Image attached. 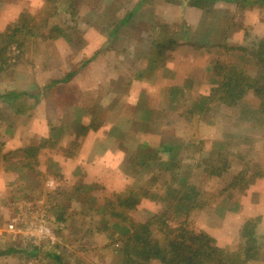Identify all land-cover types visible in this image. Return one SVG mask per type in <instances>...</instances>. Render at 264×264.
Instances as JSON below:
<instances>
[{"label": "rangeland", "instance_id": "rangeland-1", "mask_svg": "<svg viewBox=\"0 0 264 264\" xmlns=\"http://www.w3.org/2000/svg\"><path fill=\"white\" fill-rule=\"evenodd\" d=\"M138 1L0 0V252L19 251L1 255L0 264H119L117 249L126 232L151 220L157 235L158 215L169 226L212 236L232 254L241 243L240 219L263 203L262 185L249 177L264 175V119L238 120L216 99L197 107L208 87L202 75L178 105L175 98L169 102L162 87L173 80L160 79L162 70L152 71L155 61L153 68L146 62L161 56L169 69L175 67L180 84L204 66L193 60L249 58L264 40V0H211L201 23V10L191 5L196 0H145L134 21L108 42L111 28ZM91 10L99 14L91 16ZM207 37L211 46H199ZM162 40L168 43L156 55L152 48ZM105 41L106 51L117 47L115 57L106 54L114 60L102 54L82 81L72 76L54 86L44 104L33 102L36 78H62ZM245 68L257 75L249 63ZM113 76L135 80L130 93L123 79L121 86L115 82L119 112L111 107L112 93L97 99L95 112H76L82 107L79 86L104 79L99 89L105 88ZM17 92L22 96L12 97ZM243 101L260 107L251 92ZM147 102L153 111L137 118L135 104L145 110ZM85 120L92 129L80 128ZM162 144L171 149L162 151ZM237 211L242 213H228ZM41 222L43 234L37 231Z\"/></svg>", "mask_w": 264, "mask_h": 264}, {"label": "trees", "instance_id": "trees-1", "mask_svg": "<svg viewBox=\"0 0 264 264\" xmlns=\"http://www.w3.org/2000/svg\"><path fill=\"white\" fill-rule=\"evenodd\" d=\"M142 1L145 0H139L132 10L125 14L116 23V25L111 28L108 34L109 39L107 40L111 41L116 36L120 28L128 25L131 20L134 21L133 17L139 10ZM210 1L211 0H207L205 4H198L199 2H202V0H196L194 3H191L192 6H196V8L201 10L202 21L204 20L203 15L205 14L204 7H206L207 3ZM232 1L237 2L238 0ZM248 1L250 0H240V2L246 3ZM96 11L91 10V16H96L95 13L99 14ZM210 23L211 25H214L213 22ZM61 31L63 32V30ZM210 32L212 33L211 30ZM64 38L69 40L66 36H64ZM167 43V40H162L157 45L163 47ZM157 45L155 44L154 46ZM162 47L156 48V54L161 55L163 53L161 50ZM237 49L239 48H236V50ZM239 50L245 51L242 47ZM97 51L98 50H96L91 57H94ZM249 54L250 57H247L245 60H231L227 62L214 61L212 65L216 75V79L213 81L214 85L210 90L209 96L199 97V104L197 107L202 109L204 100L216 99L222 103V105L226 106L229 112L233 110L238 120L262 123L264 119V40L260 42V46L258 48L256 47V49L252 50ZM241 55L244 56L243 54ZM248 63L257 70V75L250 76L247 73L245 67ZM83 64H86V59L83 61ZM72 74H74L73 71L67 72L62 78L50 81L49 84L43 87V90L45 91L57 83L66 82L70 79ZM182 92L183 91H181V89L171 88L169 102H172V99L175 98L174 102L178 105L179 96ZM249 92H251L254 96H257L260 107L258 106L256 109H251L246 101H243V97ZM21 94L22 93L18 92L13 93L12 97L18 98L22 96ZM32 95H34L33 102H36L39 94L33 93ZM2 98H6V96L3 95ZM138 106L139 115L137 118L142 113L146 112L139 104ZM76 109V112L81 111L82 113H93L90 110L86 111L84 108ZM84 123L85 125H81L80 128L83 130L92 129L89 127L92 125L87 123L86 120ZM37 148L39 147H36V149ZM160 149L162 151H168L171 148L166 144H162ZM139 155L142 156V154ZM25 173L26 172H24V176ZM192 205L194 207L196 206L195 204ZM188 209H190V207H188ZM162 216L163 215H158L157 220L153 221L154 223L158 222V233L161 235L160 238L157 237V235H159L158 233L157 235L152 233L150 229L151 220H146L145 222L137 224L135 223L130 227V229L126 232L127 237L117 249L120 256L119 264H146V262L151 259L158 260L163 264H246L247 261L257 259L258 255L254 256L255 253H258L254 234L255 219H249L243 223L239 232L241 243L238 246V250L235 253L229 254L228 252H224L223 249L218 248L215 245L214 239L208 234H204L202 232L196 233L192 230L185 229L182 226H169L166 218L164 219ZM251 250H254L255 252L251 254ZM14 251L15 249L8 248L5 251H1L0 255L8 254ZM34 252L35 251L33 250L31 253ZM47 254L51 255L49 252Z\"/></svg>", "mask_w": 264, "mask_h": 264}, {"label": "crops", "instance_id": "crops-1", "mask_svg": "<svg viewBox=\"0 0 264 264\" xmlns=\"http://www.w3.org/2000/svg\"><path fill=\"white\" fill-rule=\"evenodd\" d=\"M195 9H197V8L195 7ZM201 22H202V19L199 20V23H201ZM198 25L200 27V24H198ZM198 25L196 24V27ZM121 29L122 28H120V30ZM208 32H210V31H208ZM113 39L111 41H113ZM203 39H205V38H203ZM207 40L209 41L208 43H200L199 46H201V47L211 46V40H210V38L207 37ZM107 41L108 42H111L109 40H107ZM108 42H106V41L105 42H102L97 47L96 50H98V51L95 54V56L94 57H91V58H88L87 59L88 61L86 60V64H83V62H82L81 65L79 66V68L74 69V70H71V72L72 71L74 72V74H72V76H77L78 79L81 78L80 81H82V79L84 78V76L88 74L89 68L93 64H95L98 60H103L102 59V56H103L102 54H105V57H106L107 60L108 59L114 60V57L117 54V53L115 54V51L117 50V47L116 48L115 47H112V49H109V50L106 51V49H104L103 47L105 45H107ZM202 42H204V40H202ZM160 47L161 46H158V48H160ZM120 48H121V46H120ZM120 48H119V50H120ZM155 48H156V46H153V48H152L153 49L152 50L153 53H156L155 50H154ZM109 52H113L114 53V57L113 58H108L106 56V54L109 53ZM155 57L154 56L151 57V55L149 56L148 63L146 62V65H147L146 67H149L150 66L151 68H153L156 65V67L152 71L156 72V70L158 68H160L162 70V72L164 73V74H162V76L160 77V79L170 80V81L173 80L174 83H171L170 82L167 86L162 87V88H166V90H167L166 96L167 97H169L170 94H171L170 93V89L171 88L181 89V91H183V92H182V94H180V96H183L184 95V92H187L189 90L194 91L193 88L195 89L196 86H198V84L200 83L199 81L202 80L201 79V75L203 76V78L206 77L207 83H208V87L207 88H204V90L206 92H204V93L201 92V94H199L198 97L201 98V97H207V96L210 95V90L213 87V81H214V79H216V75H215V73L213 71L212 65H210V64H213L215 60H210L209 57L201 58L199 60H193V61L198 62L200 65L201 64H204V66H201L202 68L200 67L201 68L200 70H197L198 72H200V75L198 74V72L196 74H191V75L190 74H187L183 78L181 77V79H182L181 81L182 82L179 84L176 81V78H177L178 75H177V73L175 74V71H174L175 70L174 69L175 67L173 65H171V67L169 69L167 67V65L165 64V61L166 60H161V56H160V58L157 57V59ZM206 60H207V63L205 64ZM153 61H155V65H154ZM51 69H54V68H51ZM165 73H168V74H165ZM207 74H208V76H207ZM72 76L70 78H72ZM150 76L153 77L154 74L152 73V74H150ZM42 78L43 79L40 80L41 83H37V78H36V94H39L38 97H37L36 104H39L41 102L44 104L45 100H44L43 97H45V99L48 100L49 95L54 90L53 88H55L54 86H56L58 84L57 83V84L53 85L51 88H48L45 91H43V87L44 86H46L47 84H49L50 81L57 80V79L54 78L52 74H48V75H46V76H44ZM122 79L123 78H120V77H116L115 78L113 76L112 78L108 79L107 82H105L104 86L106 85V87L105 88L104 87H101L100 89H99V85L101 83H103L104 79H98L95 82L87 83L85 85H81V87L79 86V88H78L79 94L78 95L80 96V99L79 100H80V103H81V106H82V107H79V108H84V109L90 110L92 112H95V110H94L93 107H95V106L97 107L99 105V104H96L98 102L97 99H99V98H101V97H103V96H105V95H107L109 93H112L114 96L111 98V100H112L111 107L113 108V110H115V111L117 110V112H119L121 110L120 109V105L121 104L120 103H118V104L115 103V97H120L121 90H120V88L118 89L115 84L118 83L121 86ZM67 81H69V80H67ZM123 82H125L124 83V86H123V89H127V87L129 86L128 92L130 93L132 91V89H133V85H134L133 83L135 82V80H133V79L132 80L123 79ZM202 82H203V80H202ZM63 83H66V82H63ZM16 91H18V90H16ZM140 91H142L141 95H145L144 93L146 92V87L144 89L140 90ZM29 93H31V92H29ZM88 97H90V98L86 100V98H88ZM42 98H43L44 102L42 101ZM137 104H139V103H136L135 105H137ZM48 105L50 106L51 103H48ZM148 105H151V104H149L147 102L146 109L144 111L152 112L153 110H152L151 106H148ZM138 110H139V106H135V108H134V114L135 115L137 114ZM133 117H135V116H133ZM133 117H131V119ZM7 141L10 142V140H7ZM261 154H262V152H261ZM259 166L260 167H263L261 169L264 170V159L262 160V162L259 163ZM28 172L29 171H26L25 177L28 174ZM249 178H250V181H252L254 183L258 182V183H260L262 185L261 186V189H260V195L259 196H261V198L263 196V201H262L263 203H261V205H259L258 207L257 206L255 207L257 211L254 212V213H252V214H250L249 215V218H247V216L246 217L244 216V217H242L240 219V222L245 223L249 219H253V217H255L254 219H255V225H256V227L254 228V234H255V239H256V247H257L258 253H259L256 260H258L257 261V264H264V232H260L259 231L260 230L259 226L260 227L262 226L261 228L264 227V175H260V174L257 175L256 174V175L250 176ZM228 213H230V216H233V214H237V215H238V213L241 214L242 211L241 212L240 211H237V212H228ZM243 223H242V225H243ZM257 226H258V228H257ZM256 229H257V232H256ZM14 252H11V253H8V254H4L3 256L4 257L12 256L13 254L18 253L19 251H14ZM17 259H18V257H17Z\"/></svg>", "mask_w": 264, "mask_h": 264}, {"label": "built area", "instance_id": "built-area-1", "mask_svg": "<svg viewBox=\"0 0 264 264\" xmlns=\"http://www.w3.org/2000/svg\"><path fill=\"white\" fill-rule=\"evenodd\" d=\"M8 227H9V229H12L13 225L10 224ZM16 231L20 232V230H16ZM37 231L41 232L42 234L47 232V230L45 229L44 224L42 222H41V224H38Z\"/></svg>", "mask_w": 264, "mask_h": 264}]
</instances>
